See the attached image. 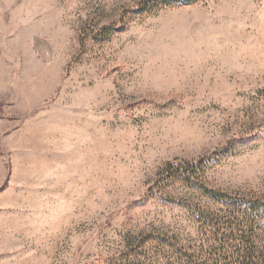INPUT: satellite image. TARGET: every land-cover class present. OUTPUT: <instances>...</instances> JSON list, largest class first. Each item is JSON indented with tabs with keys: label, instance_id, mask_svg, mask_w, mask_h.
I'll return each instance as SVG.
<instances>
[{
	"label": "rangeland",
	"instance_id": "1",
	"mask_svg": "<svg viewBox=\"0 0 264 264\" xmlns=\"http://www.w3.org/2000/svg\"><path fill=\"white\" fill-rule=\"evenodd\" d=\"M191 181L264 195V0H0V264L172 261Z\"/></svg>",
	"mask_w": 264,
	"mask_h": 264
},
{
	"label": "trees",
	"instance_id": "2",
	"mask_svg": "<svg viewBox=\"0 0 264 264\" xmlns=\"http://www.w3.org/2000/svg\"><path fill=\"white\" fill-rule=\"evenodd\" d=\"M191 184L223 207L198 215L200 237L165 264H264V195L230 197Z\"/></svg>",
	"mask_w": 264,
	"mask_h": 264
}]
</instances>
